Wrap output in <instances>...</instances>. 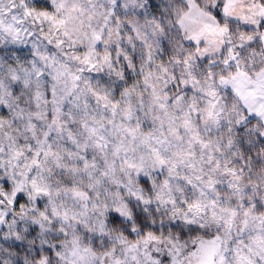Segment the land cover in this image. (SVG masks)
<instances>
[{
  "label": "snow or ice",
  "instance_id": "snow-or-ice-1",
  "mask_svg": "<svg viewBox=\"0 0 264 264\" xmlns=\"http://www.w3.org/2000/svg\"><path fill=\"white\" fill-rule=\"evenodd\" d=\"M0 264H264V0H0Z\"/></svg>",
  "mask_w": 264,
  "mask_h": 264
}]
</instances>
